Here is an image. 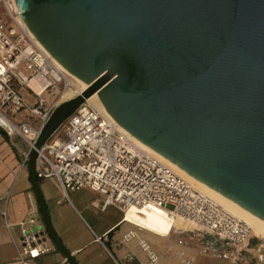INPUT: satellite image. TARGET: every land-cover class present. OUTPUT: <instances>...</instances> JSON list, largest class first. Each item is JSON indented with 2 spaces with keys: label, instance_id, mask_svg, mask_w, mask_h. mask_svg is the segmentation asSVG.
<instances>
[{
  "label": "water",
  "instance_id": "95a60500",
  "mask_svg": "<svg viewBox=\"0 0 264 264\" xmlns=\"http://www.w3.org/2000/svg\"><path fill=\"white\" fill-rule=\"evenodd\" d=\"M14 2L37 41L87 85L54 110L28 162L48 237L71 264L37 158L95 95L123 132L264 221V0Z\"/></svg>",
  "mask_w": 264,
  "mask_h": 264
},
{
  "label": "built area",
  "instance_id": "2783aa9c",
  "mask_svg": "<svg viewBox=\"0 0 264 264\" xmlns=\"http://www.w3.org/2000/svg\"><path fill=\"white\" fill-rule=\"evenodd\" d=\"M79 90L77 80L27 28L14 0H0V135L18 137L27 146L22 151L12 142L24 167L54 110L69 94L79 96ZM62 128L64 137L50 140L38 152L37 176L55 180L67 199L71 193L90 190L103 198L105 206L119 208L127 222L132 209L143 216L145 211L163 210L189 225L173 227L170 236L177 237L179 245H184L185 237L199 246L200 254L214 259L232 264L264 263V243L255 242L246 224L164 160L144 150L94 105L86 101ZM37 216L32 207L28 218L18 224L21 264H39L42 256L56 249ZM135 238L133 232L125 236L126 241ZM210 238L214 239L212 245L207 244ZM139 246L148 264H163L148 242L142 240Z\"/></svg>",
  "mask_w": 264,
  "mask_h": 264
},
{
  "label": "crops",
  "instance_id": "0c3cea01",
  "mask_svg": "<svg viewBox=\"0 0 264 264\" xmlns=\"http://www.w3.org/2000/svg\"><path fill=\"white\" fill-rule=\"evenodd\" d=\"M15 139L22 141L0 135V264H21L18 224L28 218L32 207L37 210L39 222H43L28 166H23L22 157L12 145H16ZM20 149L28 150L27 146ZM40 184L53 229L77 264H148L147 255L139 246L142 240L150 244L163 264H232L200 254L199 246L185 237L181 246L177 237L170 236L171 232L166 236L156 234L131 221L129 214V222L125 221L119 208L105 206L103 198L90 190H86L89 201L85 203L75 193L67 199L55 180H41ZM130 232L136 238L126 241ZM38 263L71 264L57 248Z\"/></svg>",
  "mask_w": 264,
  "mask_h": 264
},
{
  "label": "bare ground",
  "instance_id": "6f19581e",
  "mask_svg": "<svg viewBox=\"0 0 264 264\" xmlns=\"http://www.w3.org/2000/svg\"><path fill=\"white\" fill-rule=\"evenodd\" d=\"M75 79L77 80L78 84L80 85L79 94H81L84 90H86L87 85L85 83H83L81 80H79L77 78H75ZM74 97H75V95L69 94L66 97L67 99L65 101L71 100ZM88 103L94 105L101 112H103L105 115L110 117L107 114V112L104 109V107L101 105L100 101L98 100L97 95L91 97L88 100ZM138 143L148 153H150V154H152V155L164 160L178 175H180L181 177L185 178L190 184H192L197 190H199L206 197H208L211 200H213L215 202H218L222 206H224V209L227 212H229L231 215H233L234 217L238 218L241 222L246 224L250 228V230L252 231L253 235L264 239V221L260 220L259 218L255 217L254 215H252L249 212L245 211L244 209L239 207L237 204H235L231 200L225 198L224 196L220 195L218 192H216L213 189L209 188L205 184L195 180L194 178L189 176L187 173L182 171L180 168H178L176 165H174L173 163H171L168 160H166L161 155L156 154L155 152H153L152 150L148 149L146 146H144L140 142H138ZM128 214H129V219L131 221H133V222L145 227L146 229H148V230H150V231H152V232H154L156 234L163 235V236H166L170 232H172V229H173L174 226H176L177 228H186V227H188L187 223L181 221L180 219H174V218L169 217L167 215V213L165 211H163V210L145 211V214L143 216V215L138 214L135 209H132ZM128 214H127V216H128Z\"/></svg>",
  "mask_w": 264,
  "mask_h": 264
},
{
  "label": "rangeland",
  "instance_id": "374dc122",
  "mask_svg": "<svg viewBox=\"0 0 264 264\" xmlns=\"http://www.w3.org/2000/svg\"><path fill=\"white\" fill-rule=\"evenodd\" d=\"M22 93H23V96L26 98V99H28V100H30L31 101V99H30V97L28 96V93L26 92V91H22ZM64 137V132H63V128H61V130H59L58 131V133L51 139V140H54V139H56V138H63ZM15 143H16V145L18 146V147H20V148H22V149H26V145L22 142V141H20V140H18V139H15ZM88 191H86V190H81V191H79V192H76L75 193V195L77 196V198H79V200H81L82 202H85V203H87L88 201H89V198H88V193H87ZM73 201H75V200H73ZM218 203V202H217ZM219 205H221L220 203H218ZM222 206V205H221ZM223 208H224V206H222ZM186 228H189V225H188V227H186ZM252 236H253V238H254V240H255V242L256 243H264V239H262V238H260V237H257V236H255V235H253L252 234Z\"/></svg>",
  "mask_w": 264,
  "mask_h": 264
},
{
  "label": "trees",
  "instance_id": "16d2710c",
  "mask_svg": "<svg viewBox=\"0 0 264 264\" xmlns=\"http://www.w3.org/2000/svg\"><path fill=\"white\" fill-rule=\"evenodd\" d=\"M39 181H41V180H39Z\"/></svg>",
  "mask_w": 264,
  "mask_h": 264
}]
</instances>
